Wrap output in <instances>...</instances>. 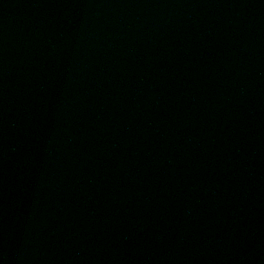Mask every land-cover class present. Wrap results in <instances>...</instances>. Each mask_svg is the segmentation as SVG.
<instances>
[{
	"label": "water",
	"instance_id": "1",
	"mask_svg": "<svg viewBox=\"0 0 264 264\" xmlns=\"http://www.w3.org/2000/svg\"><path fill=\"white\" fill-rule=\"evenodd\" d=\"M0 264H264V0H0Z\"/></svg>",
	"mask_w": 264,
	"mask_h": 264
}]
</instances>
